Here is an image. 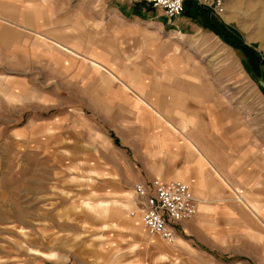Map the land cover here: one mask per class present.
Returning a JSON list of instances; mask_svg holds the SVG:
<instances>
[{
    "label": "crops",
    "instance_id": "obj_1",
    "mask_svg": "<svg viewBox=\"0 0 264 264\" xmlns=\"http://www.w3.org/2000/svg\"><path fill=\"white\" fill-rule=\"evenodd\" d=\"M29 2L38 0H0V131L7 129L10 105V112L26 117L11 128V135L25 138L35 147L33 153L45 154L56 146L72 152L69 161H90L87 148L77 153L76 147L86 142L88 129L111 122L125 139V152L111 148L113 165L107 173L114 177L121 170L129 185L137 180L133 194L137 182L183 181L196 199V213L173 225V243L148 233L136 216L122 222L115 216L112 225L135 233L134 225L140 224L146 239L152 242L156 236L171 245L161 252L165 261L170 254L180 259L178 264H249L241 245L247 248V213L228 195V188L235 192L229 185L232 153L247 148V128L232 126L231 115L215 103L207 76L178 69L191 60L180 55L183 37L176 32L199 33L216 16L193 2L188 16L165 21L182 28L163 29L161 9L127 2L97 19L96 29H40L39 15L27 7ZM137 95L151 106L160 103L162 113L139 99L156 119L144 110L137 115ZM183 97L204 100L179 101ZM181 115L191 121L183 122ZM54 159L68 160L63 154ZM114 192L118 189L105 190ZM250 208L261 217L260 209Z\"/></svg>",
    "mask_w": 264,
    "mask_h": 264
},
{
    "label": "rangeland",
    "instance_id": "obj_2",
    "mask_svg": "<svg viewBox=\"0 0 264 264\" xmlns=\"http://www.w3.org/2000/svg\"><path fill=\"white\" fill-rule=\"evenodd\" d=\"M127 2L148 3L147 0H38L36 4L29 2L27 7L39 15L40 29H96L97 19L108 16L117 4L125 3L126 7ZM181 14L186 16L183 11ZM216 15V19L238 31V39L264 55V0H225L223 12ZM158 20L163 29L182 28L181 24L178 28L166 24L165 16ZM176 35L183 37L179 39L183 46L180 55L191 60V64L184 60L188 63L182 68L178 65V69L207 76L214 91L213 99L231 115L232 126L237 130L240 126L247 128V148L232 153L229 185L235 192L228 188V195L247 213L244 220L249 225L245 231L248 242L245 250L246 245L241 243L242 251L247 253L249 264H264V66L259 72V63H247L239 50L211 29L184 36L177 31ZM136 89L142 91L139 86ZM139 99L150 105L137 95L133 102L137 115L144 110L156 119ZM180 100L197 104L204 98ZM7 101H13L9 92ZM156 103V107L150 106L158 111L160 107L163 109ZM8 109L7 129L0 131V264L179 263L180 259L170 254L168 260H162L167 256L161 252L171 245L156 236L152 242L146 239L140 224L134 225L133 233L123 225L111 223L115 216L120 222L127 216L141 219L132 188L137 180L129 185L121 170L114 177L106 171H111L113 165L108 156L111 148L125 152L120 130L112 128L109 121L98 122V129H88L86 142L81 140L83 143L75 149L80 153L87 148L92 160L69 161L70 151L54 146L38 155L33 153L34 146L25 143V138H14L11 128L26 117L20 119L10 112L13 106L8 105ZM180 118L183 122L191 121L183 115ZM112 136L118 139L117 144ZM59 154L68 160H55ZM94 154L100 155L99 158L95 159ZM126 154L130 156L127 151ZM111 188H117L118 192L105 193ZM252 206L262 211L261 217L250 210Z\"/></svg>",
    "mask_w": 264,
    "mask_h": 264
},
{
    "label": "built area",
    "instance_id": "obj_3",
    "mask_svg": "<svg viewBox=\"0 0 264 264\" xmlns=\"http://www.w3.org/2000/svg\"><path fill=\"white\" fill-rule=\"evenodd\" d=\"M186 0H147L150 5L162 10L171 21L181 15ZM205 7L210 13L221 14L225 0H190ZM134 194L141 209V220L150 234H158L173 243L176 232L173 225L192 217L196 213V199L186 182L163 181L154 178L148 182L134 184Z\"/></svg>",
    "mask_w": 264,
    "mask_h": 264
},
{
    "label": "trees",
    "instance_id": "obj_4",
    "mask_svg": "<svg viewBox=\"0 0 264 264\" xmlns=\"http://www.w3.org/2000/svg\"><path fill=\"white\" fill-rule=\"evenodd\" d=\"M192 3L193 1H190V0H186L184 2L183 14H186L187 16L189 15L190 5ZM198 6L203 7L201 5H198ZM203 8L206 9L205 7ZM209 14L212 16H217L210 12ZM213 18L215 19L214 23L208 24L207 28L213 30L215 34H217L223 41L227 42L229 45L239 50L246 58L247 63H250V64L259 63V72H260V70H262L261 68L264 66V55L258 54L252 47L245 44L242 40L238 39L237 36L239 35V33L232 26H228L224 24L222 21H219L218 19H216V17H213Z\"/></svg>",
    "mask_w": 264,
    "mask_h": 264
}]
</instances>
